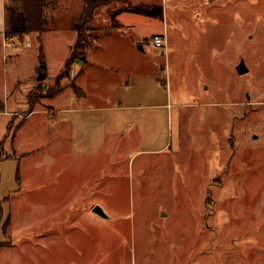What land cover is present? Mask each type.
Segmentation results:
<instances>
[{
    "label": "rangeland",
    "instance_id": "374dc122",
    "mask_svg": "<svg viewBox=\"0 0 264 264\" xmlns=\"http://www.w3.org/2000/svg\"><path fill=\"white\" fill-rule=\"evenodd\" d=\"M90 1L6 0L44 24L0 45V264H264V0H104L83 100L65 62ZM122 97L155 110L73 146L69 109Z\"/></svg>",
    "mask_w": 264,
    "mask_h": 264
},
{
    "label": "crops",
    "instance_id": "0c3cea01",
    "mask_svg": "<svg viewBox=\"0 0 264 264\" xmlns=\"http://www.w3.org/2000/svg\"><path fill=\"white\" fill-rule=\"evenodd\" d=\"M5 5H6V0H0V45L4 46V58L5 60H8V58H12L14 56L17 55V51L19 48V46H17V43H11L9 45L6 44V16H5ZM78 34V33H77ZM15 37H19V36H15ZM25 37V36H24ZM22 37V38H24ZM77 38V37H76ZM26 40V39H25ZM15 45V46H14ZM17 46V47H16ZM20 50V49H19ZM68 60V59H67ZM67 60L65 62V65L67 63ZM88 64V55H87V61L86 62H82L81 60H76L72 66H71V70H70V74L73 75L74 72H79V74L77 75L76 81L79 80L80 86L77 85V87L82 91V94L79 96L78 94V99H83V100H87L89 98V93H87L85 91V89H83L82 87L84 86L81 82L80 79L86 74V66ZM33 78V77H32ZM42 80V78L38 79V81L40 82ZM23 81H21L20 79H17L16 84H21ZM31 83V81H29ZM22 85V84H21ZM19 85V86H21ZM32 83L28 88V92L32 91ZM62 93V92H61ZM28 95V94H27ZM121 95V94H120ZM118 95V96H120ZM58 95H56L54 98H56ZM119 98V97H118ZM123 97L121 98V100L119 102H117L116 104H109V105H98L96 106V104H93L91 106H80L77 107L75 109L70 108L69 110H75L74 114H75V120L73 123H71V126L73 127V133H72V143L73 146H75V144H81V146H84L83 144L85 143V145H89L90 144V139L89 136H87L88 134H86L87 131H90L92 126H95L96 124H99L101 126H103L104 128H110L111 125L114 124H118L120 122L121 124V116L123 115V113L127 110H139V108L145 107L146 109H153L155 110V104H148L146 106H136V105H125L122 102ZM161 107H165V105H160ZM6 104H3L2 102L0 103V113H9L11 114V118L12 120L10 121L9 124V128L12 127V123H14L15 119V111L11 112H7V108H6ZM37 107V106H36ZM34 108V110L31 112V110L29 111V113L27 114L28 116L25 117V119L23 120V122L21 123V125H19V128L28 121L29 117L36 111H38V108ZM42 110H44L45 113L50 114V115H56L57 110H56V106L54 105H48L45 108H42ZM94 112H97L98 114L96 115ZM18 128V129H19ZM17 129V130H18ZM86 136V137H85ZM7 137L4 138V140H0L1 143V150L4 149L3 144L8 140H6ZM9 142V141H8ZM13 145V144H12ZM15 147V145H13ZM4 151V150H3ZM12 153H14V151H19L16 148H12ZM7 152V150H6ZM10 153V152H9ZM11 153V154H12ZM29 152H24V154H28ZM12 158V157H11ZM8 159V158H6ZM1 160V159H0ZM22 170V169H21ZM22 175V173L20 171H18V175Z\"/></svg>",
    "mask_w": 264,
    "mask_h": 264
},
{
    "label": "trees",
    "instance_id": "16d2710c",
    "mask_svg": "<svg viewBox=\"0 0 264 264\" xmlns=\"http://www.w3.org/2000/svg\"><path fill=\"white\" fill-rule=\"evenodd\" d=\"M19 1L25 3L26 0H19ZM42 2H44V0H37V5L43 4ZM103 3H104V0H91L90 4H88L87 7L84 9L83 17L81 19L82 21L78 23L76 27V30L78 33L77 39L74 45L72 46L71 55L68 58L67 63L65 65L66 74L70 72L71 66L76 60H81L82 62L87 61V55L90 49L93 48V44H92L93 41L92 42L90 41L91 36L87 34L90 31L88 27V23L93 21L95 10ZM144 14H151V13L146 12ZM5 16H6V37L7 38H11L15 36H22L23 34H28L29 32L32 33L36 31H40L39 29H41L42 28L41 26H43L44 24L43 22H41V25L39 23L38 26L37 24L35 26H32V23L31 24L28 23L30 19H27L26 13L24 10L20 11L16 6H10L8 5V3H6L5 5ZM96 40L97 38L95 37L94 42H96ZM74 90L79 96L81 95L79 94L80 89L77 87L76 84L74 86ZM31 109H32L31 110L32 112L34 110V107L32 108L31 106ZM0 146H1V143H0ZM18 178H19V175H18ZM2 216H3V206L0 205V221L2 219Z\"/></svg>",
    "mask_w": 264,
    "mask_h": 264
},
{
    "label": "water",
    "instance_id": "95a60500",
    "mask_svg": "<svg viewBox=\"0 0 264 264\" xmlns=\"http://www.w3.org/2000/svg\"><path fill=\"white\" fill-rule=\"evenodd\" d=\"M210 1H213V0H210ZM238 72L239 74H245L248 69L245 65V62L242 61L239 65H238ZM94 212L103 216V217H107L106 213L104 212V210L102 209V207H100L99 205H97L95 208H94Z\"/></svg>",
    "mask_w": 264,
    "mask_h": 264
},
{
    "label": "built area",
    "instance_id": "2783aa9c",
    "mask_svg": "<svg viewBox=\"0 0 264 264\" xmlns=\"http://www.w3.org/2000/svg\"><path fill=\"white\" fill-rule=\"evenodd\" d=\"M11 38H7L6 37V44L7 45L11 44L10 43V39ZM153 40L155 41V44H156L157 47H162L167 42V40L164 37L160 36V35L153 36Z\"/></svg>",
    "mask_w": 264,
    "mask_h": 264
}]
</instances>
